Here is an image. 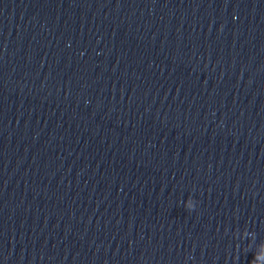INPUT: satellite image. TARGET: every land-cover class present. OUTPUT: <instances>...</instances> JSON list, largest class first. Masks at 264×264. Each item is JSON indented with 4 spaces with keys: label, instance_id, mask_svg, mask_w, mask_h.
<instances>
[{
    "label": "clouds",
    "instance_id": "9594fccd",
    "mask_svg": "<svg viewBox=\"0 0 264 264\" xmlns=\"http://www.w3.org/2000/svg\"><path fill=\"white\" fill-rule=\"evenodd\" d=\"M245 235H247V233H245ZM251 264H264V243L258 245L255 258Z\"/></svg>",
    "mask_w": 264,
    "mask_h": 264
}]
</instances>
